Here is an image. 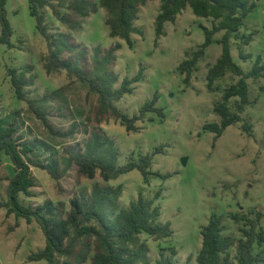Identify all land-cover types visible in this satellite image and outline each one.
<instances>
[{"label": "rangeland", "instance_id": "374dc122", "mask_svg": "<svg viewBox=\"0 0 264 264\" xmlns=\"http://www.w3.org/2000/svg\"><path fill=\"white\" fill-rule=\"evenodd\" d=\"M98 9L88 16L74 12L66 0L64 5L54 1L60 14L76 22L71 28L61 21L52 7L40 8L45 14L49 33L65 36L74 50H64L61 60H79L86 73L94 68L93 53L117 43V58L111 71L117 75L113 89L121 86L125 77L136 76L141 67L143 78L134 82L132 93H126L116 106L134 116L155 95V106L136 122L138 130L128 131L111 112H101L98 92L88 81L61 68L47 70L51 49L45 36L37 28L30 12L29 0H7V15L13 28L12 45L0 43V130L16 124L18 134L34 145L31 156L40 162L57 161L59 170L71 152H81L92 131L115 139L119 149L118 164L139 161L150 154L153 162L147 178L139 169L105 180L96 170L94 177L83 174L76 163L60 178H53L47 170L32 165L35 185L33 195L21 193L25 204L37 206L46 200L60 204L66 216L72 199L83 195L89 198L96 184L123 186L119 200L121 208H128L140 193L147 198L161 191L156 204L161 207L160 220L170 222L173 234L155 239L143 232L141 238L149 246L151 264H157L160 252L170 253L176 247L179 264H199L196 257L202 246L201 230L212 214L223 215L224 234L234 240L230 254L234 264L237 244L243 237V222H236L231 212L263 211L264 228V77H247L250 102L240 112L242 120L229 125L221 136L206 129L208 123H221L215 106L223 101L226 89L236 84L240 76L231 71L208 85V71L222 53L219 40L225 30L214 34V41L199 59L197 70L189 82L179 69L180 63L191 57L205 41L204 26L212 28L219 20L199 17L187 6L175 22L167 21L165 34L157 40L156 17L161 0H149L140 6L135 25L143 35L135 32L133 46L120 37L110 35L108 11L101 0H93ZM245 18L239 37L231 38L233 60L244 75L253 69L256 59L264 62V0ZM1 33V25H0ZM249 38V43L245 39ZM251 54L243 57L242 50ZM28 65L34 83L26 86L27 99L17 97L10 68ZM240 96L227 102L232 113L239 112ZM244 124L250 126L245 127ZM158 173L170 174L163 177ZM15 174L11 158L3 153L0 166V201L7 200V186ZM148 179V180H146ZM46 237L36 220L27 221L0 207V264H47L45 259L33 260L31 254L42 249ZM255 253L264 258V243L256 245Z\"/></svg>", "mask_w": 264, "mask_h": 264}, {"label": "trees", "instance_id": "16d2710c", "mask_svg": "<svg viewBox=\"0 0 264 264\" xmlns=\"http://www.w3.org/2000/svg\"><path fill=\"white\" fill-rule=\"evenodd\" d=\"M54 1H58L61 5L66 3V0H29L30 12L36 18L37 28L45 36L51 49L47 70L50 72L53 69L65 68L71 74L88 81L99 94L101 112L113 113L128 131L138 130L136 122L146 112L159 110L155 106L158 96L155 95L151 101L146 102L140 109V114L134 116L120 110L115 101H119L126 93L134 91L133 83L142 80L143 68L141 67L136 76L125 77L121 86L113 89L117 75L111 71V65L117 58L116 50L121 47V43L105 51L96 47L93 53L94 68L90 73L84 71L79 60L62 61V52L75 48L69 43L67 37L49 33L45 14L40 11V8L52 7L54 14L71 28L76 27L77 24L67 15L60 14L53 4ZM147 1L149 0H101V5L108 11L107 23L110 27V35L120 37L129 46H133L132 34L137 32L143 35V31L135 25V21L139 17L140 6ZM6 4L7 0H0V43L12 45L13 28L7 15ZM68 5L80 16H88L98 9V4L93 0H69ZM189 5L197 16L212 17L219 21L212 28L204 26L205 41L191 57L180 63L179 69L186 74L185 81H190L194 71L197 70L199 59L214 41V34L221 30H225L223 37L219 40L222 44V53L216 63L209 68L208 85L213 86L215 80L225 75L227 71L240 76L236 84L226 89L223 101L215 106V110L222 117L221 123L205 125L206 129L221 136L229 125L243 119L240 112L250 102L247 77H264V62L261 57L256 59L250 73L244 75L231 53V38L239 37L245 18L255 8L256 2L250 0H161L160 11L156 17L157 40L165 34V22H175L178 15ZM245 41L249 43L250 40L248 38ZM240 49L243 57L251 56L245 53L242 47ZM31 71V65L22 69H9L13 87L20 99H27L25 88L34 83V77L27 76ZM233 96L241 97L237 113H232L227 103ZM244 125L250 128L249 125ZM17 131L18 128L14 123L0 130V166L3 153L11 158L15 166V174L10 178L6 189L7 200L0 201V207H6L8 213H15L16 216L24 217L29 222L36 220L41 226L46 237V244L39 251L32 253L31 259H45L47 264H151L148 256L149 246L142 240L141 234L146 232L155 239L170 237L173 234L171 223L160 220L161 207L156 204V201L161 197V191H157L151 198L140 193L138 199L132 201L128 208H121L119 200L123 194L122 184L116 187L96 184L89 198L80 195L72 199V207L66 216L61 205L51 200H46L37 206L27 205L21 200V193L33 195L31 188L35 185V179L32 165L47 170L56 179H60L73 163H76L79 170L88 177H94L96 170L100 169L101 176L105 180H111L137 168L147 178L153 162L150 154L141 157L139 161L131 160L119 166V149L115 139L98 131H92L81 152H71L67 158L63 159L64 167L60 171L59 164L55 160L47 163L36 161L31 156L34 145L26 142L24 136ZM158 174L163 177L170 175ZM230 216L236 222H243L245 225L242 228L243 237L237 244L235 255L237 262L264 264V258L255 253L256 245L264 243V228L261 224L263 211L231 212ZM223 231V215L212 214L209 222L201 230L202 246L196 257L199 264H234L230 249L235 242ZM176 255L177 249L174 246L170 248L169 254L161 251L157 264H179Z\"/></svg>", "mask_w": 264, "mask_h": 264}]
</instances>
